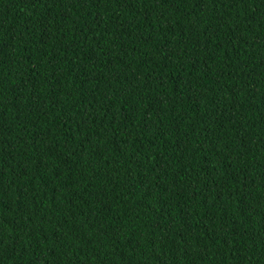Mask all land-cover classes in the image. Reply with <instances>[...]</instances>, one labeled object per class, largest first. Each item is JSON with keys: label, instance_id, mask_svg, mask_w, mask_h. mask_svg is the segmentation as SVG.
<instances>
[{"label": "trees", "instance_id": "obj_1", "mask_svg": "<svg viewBox=\"0 0 264 264\" xmlns=\"http://www.w3.org/2000/svg\"><path fill=\"white\" fill-rule=\"evenodd\" d=\"M0 264H264V0H0Z\"/></svg>", "mask_w": 264, "mask_h": 264}]
</instances>
